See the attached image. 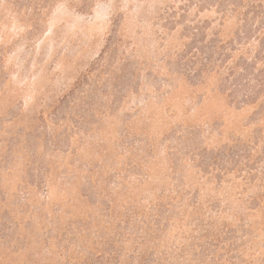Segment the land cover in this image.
I'll use <instances>...</instances> for the list:
<instances>
[{"label":"rangeland","instance_id":"obj_1","mask_svg":"<svg viewBox=\"0 0 264 264\" xmlns=\"http://www.w3.org/2000/svg\"><path fill=\"white\" fill-rule=\"evenodd\" d=\"M260 52L264 0H0V264H264Z\"/></svg>","mask_w":264,"mask_h":264},{"label":"trees","instance_id":"obj_2","mask_svg":"<svg viewBox=\"0 0 264 264\" xmlns=\"http://www.w3.org/2000/svg\"><path fill=\"white\" fill-rule=\"evenodd\" d=\"M257 60L258 61H262L263 62V64H264V52H260L259 54H258V56H257ZM262 72H264V69L262 70ZM259 84H261V85H258V86H260L261 88L262 87H264V78H258V81H257ZM259 87V88H260Z\"/></svg>","mask_w":264,"mask_h":264}]
</instances>
